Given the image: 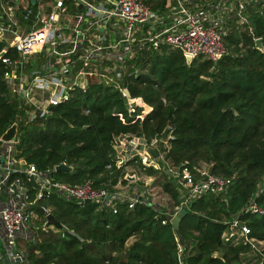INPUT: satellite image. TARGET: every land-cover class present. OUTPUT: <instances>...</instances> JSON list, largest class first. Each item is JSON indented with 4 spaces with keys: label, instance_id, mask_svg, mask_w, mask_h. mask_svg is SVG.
Returning <instances> with one entry per match:
<instances>
[{
    "label": "trees",
    "instance_id": "obj_1",
    "mask_svg": "<svg viewBox=\"0 0 264 264\" xmlns=\"http://www.w3.org/2000/svg\"><path fill=\"white\" fill-rule=\"evenodd\" d=\"M145 2L157 12L165 8V0ZM18 18L28 25L21 14ZM234 22L225 23L231 27L224 34L225 53L217 61L199 56L187 63L180 49L166 44L149 47L129 61L120 86L150 106L147 113L141 103L129 106L119 86L92 82L85 89H71L45 117L18 120V104L5 79L9 70L0 58V134L16 122V158L71 184L89 179L95 188L112 190L127 182L128 164L147 175L162 172V188L175 207L181 194L161 168L143 166L138 157L118 167L113 147L117 136L142 137L149 143L171 135L168 146L160 143L163 162L192 170L212 164L213 174L230 179L223 192L205 193L184 207L179 231L186 264H264V215L244 209L252 200L264 208V187L259 188L264 179V52L254 48L257 37L264 46V8L251 6L246 24ZM5 45L0 41V51ZM4 57L14 59L18 53L8 48ZM63 161L73 170H53ZM24 182L26 199L32 201L36 189ZM38 206L49 209L67 230L39 229V240L29 245L31 264H178L171 222L147 203L137 202L132 209L117 203L113 212L93 202L44 196L32 206L41 227L45 218ZM234 217L247 226L248 237L263 242L253 258L247 257L254 250L250 243L224 236Z\"/></svg>",
    "mask_w": 264,
    "mask_h": 264
},
{
    "label": "built area",
    "instance_id": "obj_2",
    "mask_svg": "<svg viewBox=\"0 0 264 264\" xmlns=\"http://www.w3.org/2000/svg\"><path fill=\"white\" fill-rule=\"evenodd\" d=\"M200 1L165 0L164 10L157 12L145 0H35L34 3L30 0H0V5L5 8L2 14L5 22L4 17H0L3 19L0 21V41L4 39L5 30L16 32L15 27L20 26L19 10L22 18L29 21L28 30L19 33L11 45L2 49L4 54L8 48H14L18 53L14 59L1 57L9 70L5 78L9 95L18 104L16 119L31 122L43 118L49 113L46 111L48 103L58 104L71 89H85L92 82L119 86L123 93L126 87L120 83L129 61L149 47L166 44L178 48L186 62L187 58L191 62L199 56L217 61L225 53L227 20L235 19L238 26L246 24L248 9L264 4V0H213L207 4ZM123 95L129 106L141 103L144 113L151 110L141 98ZM1 135L0 264H4V252L11 260L20 258L21 264H31L29 245L39 240L38 229L31 224L35 216L32 206L44 196L56 195L79 203L88 199L99 207H111L113 212L117 210V203L126 202L132 209L135 203L143 202L166 214L171 221L174 214L190 202L205 193H221L230 183L228 177L208 174V165L202 164L192 170L184 164L171 166L163 162L164 151L160 143L168 146L171 135L166 139L153 138L149 143L142 137L117 136L113 142L116 166L138 157L143 166L161 168L178 188L181 194L179 205L174 207L173 213L164 212L146 188H122L118 182L110 190L95 188L89 179L78 184L55 179L50 171L39 170L34 164H25L22 158H16V140L4 141ZM156 146L160 154L153 158L147 147ZM31 176L38 188L30 183ZM24 181L36 189L32 201L26 199L28 188ZM263 187L264 179L259 183V188ZM44 209L49 213V209ZM244 209L264 215V208L253 200ZM43 215L42 229L51 226L46 223V214ZM166 221L163 220L162 224ZM230 230L234 233L228 234L236 236L234 241L241 239L252 246L258 242L248 237L247 226L237 217L232 219ZM178 247L177 263L186 264L182 248Z\"/></svg>",
    "mask_w": 264,
    "mask_h": 264
},
{
    "label": "water",
    "instance_id": "obj_3",
    "mask_svg": "<svg viewBox=\"0 0 264 264\" xmlns=\"http://www.w3.org/2000/svg\"><path fill=\"white\" fill-rule=\"evenodd\" d=\"M254 48L255 49H258L262 52H264V46H263V43H262V39L261 37H257L255 38L254 40ZM4 55V50H1L0 51V58ZM187 63H190V58H187ZM23 93V92H22ZM123 93L127 96V97H130V92L127 88L123 89ZM56 104L55 103H48L47 106H46V111L47 112H50V110L55 106ZM16 134H17V125L16 123H13L10 127H8V129H6L2 135H1V138L2 140L4 141H15L16 140ZM147 151L148 153L151 155V157L153 158H157L160 154V149L158 146L156 147H147ZM212 168H213V165L210 164L208 166V174H211L212 173ZM54 170L55 171H72L73 170V166L71 165H68L66 162H61L59 164H57L55 167H54ZM125 178L126 179H130V180H134L135 177L134 176H131V175H128L126 174L125 175ZM30 183L38 188V185L36 184L34 178L31 176L30 177ZM90 200H85L84 203H89ZM37 209L43 213V214H46V223L48 225H51L53 227H56V228H59L61 229L62 231H66L67 228L62 225L55 217L52 213H46V210L41 207V206H38ZM183 213H184V208L181 209L180 211H178L176 214H174V216L172 217L171 219V224H172V228H173V232L175 234V237H176V240H177V243L180 247L184 246L185 244V240L183 238V236L181 235L180 231H179V222H180V218L183 216ZM3 263L4 264H21L20 262V258H16L14 260H11L9 259L7 253H3Z\"/></svg>",
    "mask_w": 264,
    "mask_h": 264
},
{
    "label": "rangeland",
    "instance_id": "obj_4",
    "mask_svg": "<svg viewBox=\"0 0 264 264\" xmlns=\"http://www.w3.org/2000/svg\"><path fill=\"white\" fill-rule=\"evenodd\" d=\"M30 1L32 3H34L35 0H30ZM234 24H236V23L234 22ZM229 27H231V25H228V27L225 28V31ZM202 59L203 58H198V61H200ZM203 166H206V165L203 164ZM124 171H125L126 174L135 177V180L133 181L134 182L133 184H132V182H129V181H132V180L125 178L128 181V183H130L127 186L138 184L139 187L141 186L142 188H146L148 190L147 193L150 195V197L153 199V201H155L158 204L159 208H161V209L164 208V209H166V211H169L171 213L174 212V207L172 206V200H171L170 196L162 188V183L165 181L164 176L162 175L163 174L162 172L154 174V175H147L142 170H140V168L137 165H135V164L126 165L125 168H124ZM125 184H127V182L122 183V188H124V186H126ZM31 224H33L34 227H37L38 235H39L40 234L39 229H41V227H39L40 226L39 225V217L34 216L32 218V220H31ZM48 229H52L53 231H56L51 226L47 227V230ZM229 231H230V234L234 233L232 230H229ZM228 235H229L228 232H226V236H228ZM238 239H240V238H238ZM130 242L131 241H128L127 245ZM259 245L262 246L263 243H260V242L259 243L258 242L254 243V246H252L254 248V250L249 251V253L247 255L248 258H253L254 257V255L257 252L256 249L259 248Z\"/></svg>",
    "mask_w": 264,
    "mask_h": 264
},
{
    "label": "crops",
    "instance_id": "obj_5",
    "mask_svg": "<svg viewBox=\"0 0 264 264\" xmlns=\"http://www.w3.org/2000/svg\"><path fill=\"white\" fill-rule=\"evenodd\" d=\"M264 4L263 3H259L257 6H263ZM19 8H21V5H19ZM4 10H5V8L3 7V6H1L0 5V17H4L2 14H3V12H4ZM18 14H21V12L19 11V12H17V15ZM4 15H6V13H4ZM0 21H3V19H0ZM4 22H5V17H4ZM19 27H15V30H16V32H13V31H9V30H5L6 32H4V34H3V41H5L6 42V45H11L12 44V42H13V39L20 33V34H22V33H24V32H26L27 30H28V26L29 25H24L22 22H20V20H19ZM149 182V181H148ZM134 182H132V184H133ZM128 184H130V183H128L127 182V184H125L126 186L125 187H128L127 185ZM122 186V183H119V185L118 186ZM129 187H131V188H133V189H136V188H138L139 190H141V189H143L141 186V188L139 187V185L138 184H135V185H131V186H129ZM117 188H119V187H117ZM162 211H165L166 212V209H164V208H162ZM168 212V211H167ZM129 241H132V239H130ZM1 247H2V245H1V243H0V249H1Z\"/></svg>",
    "mask_w": 264,
    "mask_h": 264
}]
</instances>
